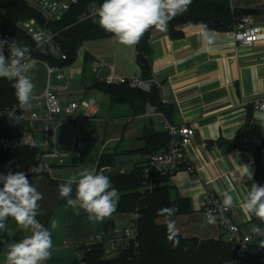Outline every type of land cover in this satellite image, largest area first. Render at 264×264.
Segmentation results:
<instances>
[{"label": "crops", "instance_id": "obj_1", "mask_svg": "<svg viewBox=\"0 0 264 264\" xmlns=\"http://www.w3.org/2000/svg\"><path fill=\"white\" fill-rule=\"evenodd\" d=\"M230 3L232 9L239 10L264 7V0H230ZM253 18L262 26V33L251 46L238 44L223 29L208 27L215 35V43H202L201 23L179 24L176 27L180 32L178 36H172L169 28L164 31L153 28L150 32L152 79L160 88L161 97L166 98L173 108L172 117L168 120L178 126L190 125L196 130L194 142L187 148L188 162L193 171L181 166L169 174L166 181L170 186V195L178 201L176 205L180 209L170 223L174 232L184 237L226 239L220 226L209 223L201 211L206 196L210 194L221 202L224 196L233 195L237 202L232 209L233 219L244 232L251 233L252 225L264 228V223L255 216L245 215L239 206L253 182L264 185V119H258V116H264V110L259 107L264 101V20L261 14L253 15ZM83 44L76 61L65 71L67 82L64 87L68 86L67 89L56 86L62 102L79 100L72 98L68 90L70 75L75 66L80 65L79 77L88 81L80 100L98 98L102 100V106L105 105L104 108L100 105L98 115L91 121L93 125L103 121L109 124L113 119L124 123L119 135L103 141L99 157L103 152L124 151L127 152L124 154L137 156L130 170L139 162L146 164L150 153L131 150L144 146L143 136L149 129L164 130L160 116L149 115L147 109L144 113L133 115V109L128 105L112 106L109 96L94 87L96 81L111 73L130 78L142 77L137 45L124 46L113 36L87 40ZM44 85L36 92L41 91ZM135 119H140L142 125L136 134H131L133 143H127L124 149L119 150L126 128ZM63 127L69 129L66 125L60 127L59 144L64 146L61 150L67 152L71 147L72 133L69 129L67 143ZM113 141L116 143L107 150ZM85 153L90 155L92 149L88 147ZM122 164L123 161L119 160V166ZM68 166L65 164L58 169L63 173ZM245 166L252 173V179L243 176ZM71 173L74 174L73 168ZM227 181H231V189ZM33 186L43 195L39 201L42 214L37 219L50 229L53 243L51 258L45 264H71L74 261L84 264V252L79 247L89 241L91 234L103 229L102 223L89 221L83 210L77 214L67 207L66 201L62 202L59 191L49 184L48 179L43 178ZM57 211L61 212L65 229V239L60 245L54 238L56 228L50 227ZM118 218L119 215H116ZM8 224V231L0 232V242H6L0 251V264L5 262L8 246L30 234L20 231L11 220ZM66 240L68 246L64 244Z\"/></svg>", "mask_w": 264, "mask_h": 264}, {"label": "trees", "instance_id": "obj_2", "mask_svg": "<svg viewBox=\"0 0 264 264\" xmlns=\"http://www.w3.org/2000/svg\"><path fill=\"white\" fill-rule=\"evenodd\" d=\"M103 0H79L63 17L62 20L52 22L49 26L57 33L56 40L66 59H53L59 66L72 65L78 56V47L87 40L113 36L105 32L97 21L91 19L80 20L81 14L91 4L100 5ZM0 7L6 9L4 29L21 37L27 42L23 32L16 27V21L20 18L36 17L42 20L39 13L18 0H0ZM259 14L264 16V7L259 9ZM243 15L242 10L232 9L230 0H192L188 11L173 18L167 28L172 36L180 35L176 29L182 23H201L208 28H220L224 31L231 29L237 17ZM149 29L141 41L137 44L138 61L142 67V77L152 79L150 64L144 66L142 58L150 60V32ZM46 59L51 60L49 57ZM12 83L4 78L0 79V107L16 101L15 91ZM110 98L114 105H128L133 109V115L144 113L148 104L155 106L171 119L173 108L162 102L160 88L154 86L152 91L145 92L141 89L125 84H106L98 80L94 83ZM6 133H9L8 130ZM144 146L132 152L154 153L165 148L170 135L166 130L149 129L143 136ZM127 153V152H120ZM119 152H103L97 163V172L110 177L112 186L119 192V202L116 210L110 218L102 221L103 229L112 227L116 222V215L129 214L139 211V237L138 244L126 255L118 258L107 259L104 257V245L95 244L86 249L83 255L84 264H221L226 261H234L236 264H247L237 262V256L231 244L222 237L218 239H199L198 237H184L174 232L170 220L180 211L177 200L170 195V186L166 183L168 174L156 173L149 180L144 174L145 164H135L133 168L125 173L115 171L119 167ZM37 164H44L41 151L38 147L26 146L8 151L4 154L0 164V174L8 171L25 172L34 184L43 178L48 179L49 184L59 189V185L65 179H53L49 176L48 169L42 173L31 172L30 169ZM261 170H258L260 174ZM152 185L150 187L149 185ZM75 196V185H73V197ZM66 201V199H62ZM176 206L178 208H176ZM175 234V235H173ZM173 236V240L169 237ZM175 240L178 246L173 247ZM6 245L0 242V251ZM259 244L254 246L252 256H256ZM71 264H80L74 261Z\"/></svg>", "mask_w": 264, "mask_h": 264}, {"label": "built area", "instance_id": "obj_3", "mask_svg": "<svg viewBox=\"0 0 264 264\" xmlns=\"http://www.w3.org/2000/svg\"><path fill=\"white\" fill-rule=\"evenodd\" d=\"M35 9L42 20L36 17L20 18L16 21V27L29 39L24 41L21 37L4 29L6 9L0 7V40H16L27 45L31 50V56L36 61H41L47 68V80L44 88L33 91L30 104L27 108H21L16 101L0 107V164L2 157L8 151L19 147L34 146L41 151V156L48 169L61 168L65 165L67 157L82 158L83 151H87L85 130L98 115L100 103L95 98H83L63 103L56 87L51 82L53 73L59 80L66 78L68 66H59L53 59H66L56 40L57 33L49 26L50 23L60 21L65 14L79 0H18ZM97 4L88 6L80 20L91 19L97 21L92 15ZM235 42L244 46H251L259 40L262 26L254 21L253 15H241L236 18L231 29L227 30ZM8 49L5 46V54ZM45 57L51 58V60ZM1 79V78H0ZM101 81L106 84H125L141 89L145 92L152 91L154 79H145L141 76L127 77L124 75L109 74ZM66 89L68 86H65ZM162 102L168 105V100L162 98ZM259 107L264 110V101ZM147 113L158 115L164 124V130L170 135L168 145L152 153L144 167V174L149 180L156 173L172 174L177 168L184 166L188 171H193V166L188 162L187 148L194 142L196 130L190 125L178 126L171 123L165 113L155 106L148 104ZM79 123V124H78ZM66 125L72 133L70 150L63 152L59 148V130ZM8 130L9 133H6ZM103 150H101L102 152ZM152 187V185H149ZM232 208L224 209L222 202L212 194L207 195L202 204L201 211L204 217L215 216L214 223L218 224L226 235V240L231 244L237 256V262L247 264H264V248L258 246L256 256H252L254 246L260 237L244 232L241 226L233 219ZM139 211H133L118 218L115 224L91 234L89 241L80 246L82 252L95 244L104 245V257L107 259L118 258L126 255L138 244L139 237ZM69 245L68 240L64 242ZM221 264H236L234 261H226Z\"/></svg>", "mask_w": 264, "mask_h": 264}, {"label": "clouds", "instance_id": "obj_4", "mask_svg": "<svg viewBox=\"0 0 264 264\" xmlns=\"http://www.w3.org/2000/svg\"><path fill=\"white\" fill-rule=\"evenodd\" d=\"M191 3L192 0H103L92 15L97 18L99 27L111 33L119 44L134 47L149 29L166 30L169 22L187 12ZM201 29V42L215 43L212 30L207 25H201ZM36 67L37 61L27 45L16 40H0V78L13 82L12 87L22 109L30 104L35 85L29 73ZM258 119H264V116H258ZM45 170L44 164L30 169L35 173ZM245 175L252 179L247 166L244 167ZM227 182L231 189V181ZM58 191L60 198L66 199L67 207L77 214L83 210L88 220L94 223L110 218L120 199L110 177L93 168H84L77 175L70 176L59 185ZM42 198V193L33 186L25 172L0 174V232L8 231V221L11 220L20 231L30 233L8 246L4 264H45L51 258V231L37 219L42 214L39 203ZM236 203L233 195L228 194L223 198L222 207L232 208ZM239 206L245 215L255 216L264 223V185L253 182ZM207 219L209 223H214L217 218L208 216ZM50 227L55 229L59 224L52 221ZM250 231L261 238L259 247L264 248V228L252 225ZM169 240H173V236ZM178 244L179 241L175 240L173 247Z\"/></svg>", "mask_w": 264, "mask_h": 264}, {"label": "rangeland", "instance_id": "obj_5", "mask_svg": "<svg viewBox=\"0 0 264 264\" xmlns=\"http://www.w3.org/2000/svg\"><path fill=\"white\" fill-rule=\"evenodd\" d=\"M264 20L263 18H261ZM84 48V44H81L78 47V54L79 51ZM81 71L80 65L75 66L74 71L70 75V89L68 90L70 96L72 98L76 99H81L83 96L84 91L86 90V85L88 84V81H85L79 77ZM35 87L34 90L37 91L39 88L42 87V85L45 84L47 80V68L46 66L41 62L37 61V67L34 69L32 72L29 73ZM56 73L52 74L51 77V82L52 84L56 87L61 86L65 89L64 85L67 82L66 78L59 80L56 78ZM69 77V75H68ZM68 96V95H67ZM98 103H100L101 107L104 108L105 105L102 106V100L97 98ZM126 121V120H125ZM109 123V122H108ZM79 124V123H78ZM123 121H117V119L110 120V123L107 124L106 121H103L102 123L98 125H93V122H89V126L85 130V136L86 137V145L87 149L88 147L92 149V153L90 155H87L83 151V156L82 158H74L72 156L66 158V165H69L68 167L64 168V172L62 173L58 168H54L52 171L49 172L50 177H56V178H63V179H68L70 176L77 175L82 169L84 168H93L97 169V159L99 157V151L102 148L103 141L107 140L110 137H114L116 135H119L122 131L123 127ZM137 125V127L135 126ZM140 125H142V121L140 119H135L132 123L129 124V126L126 128L124 132V139L123 142L119 148V150L124 149L125 145L127 143H133L134 139L131 136L132 133L136 134L138 131V128H140ZM157 126V123H156ZM134 128V129H133ZM63 132H65V135L67 137V143L69 140V129L63 127L61 128ZM93 136L94 138H91ZM88 138V139H87ZM116 141H113L109 144V148L107 150L111 149V145L115 144ZM63 145L59 144V148L63 149ZM120 153V152H119ZM119 160L123 161L122 166L115 167V171L119 173H125L130 170L132 165L136 163V155H128V154H123L120 153L118 156ZM71 168H73L74 174L72 175L71 173ZM61 209H58V211ZM56 212L54 215V221L58 222L59 227L56 228V234L54 238L57 240L58 245L62 244V240L65 239V235L63 234L64 232V227H63V217L61 219L60 213L61 212ZM62 216V215H61ZM125 216V215H123ZM102 223V222H101ZM61 233V234H60Z\"/></svg>", "mask_w": 264, "mask_h": 264}, {"label": "water", "instance_id": "obj_6", "mask_svg": "<svg viewBox=\"0 0 264 264\" xmlns=\"http://www.w3.org/2000/svg\"><path fill=\"white\" fill-rule=\"evenodd\" d=\"M242 12H243L244 15H257V14H259V10L255 9V8L243 9ZM142 63L144 64V66H148L149 65V62H148L147 58H142ZM154 84L157 85L156 82H154Z\"/></svg>", "mask_w": 264, "mask_h": 264}]
</instances>
